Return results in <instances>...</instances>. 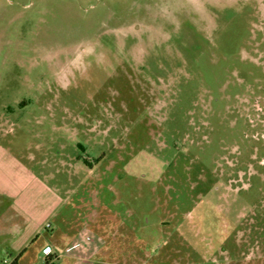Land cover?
Masks as SVG:
<instances>
[{"label":"rangeland","instance_id":"1","mask_svg":"<svg viewBox=\"0 0 264 264\" xmlns=\"http://www.w3.org/2000/svg\"><path fill=\"white\" fill-rule=\"evenodd\" d=\"M257 97L264 0H0V142L69 200L0 264H264Z\"/></svg>","mask_w":264,"mask_h":264},{"label":"crops","instance_id":"2","mask_svg":"<svg viewBox=\"0 0 264 264\" xmlns=\"http://www.w3.org/2000/svg\"><path fill=\"white\" fill-rule=\"evenodd\" d=\"M38 165L36 158L21 157L0 142V235L13 236L11 250L17 257L39 237L59 231L69 203L68 194L40 173ZM86 240L77 241L76 237L65 244L64 251L56 246L42 249L38 257L45 262L51 250L52 263L59 264L64 258L85 261L87 254H100L108 243L106 239ZM74 250L77 252L72 255Z\"/></svg>","mask_w":264,"mask_h":264},{"label":"flooded vegetation","instance_id":"3","mask_svg":"<svg viewBox=\"0 0 264 264\" xmlns=\"http://www.w3.org/2000/svg\"><path fill=\"white\" fill-rule=\"evenodd\" d=\"M260 105L262 107L261 112L257 110V106ZM251 107L252 108V113L250 114V120H252L253 127H254V133L252 136L254 137H260L261 139L264 138V97H257L253 98L251 100ZM264 157L259 161V164H262V160ZM264 165V164H263Z\"/></svg>","mask_w":264,"mask_h":264},{"label":"built area","instance_id":"4","mask_svg":"<svg viewBox=\"0 0 264 264\" xmlns=\"http://www.w3.org/2000/svg\"><path fill=\"white\" fill-rule=\"evenodd\" d=\"M257 110L259 111V113L261 112V109H262V107H260V105H258L257 106ZM250 122H252V120H250ZM255 137V136H254ZM263 140H264V138H263ZM262 164H264V159L262 160ZM51 254V250H48V252H47V255L49 256Z\"/></svg>","mask_w":264,"mask_h":264},{"label":"trees","instance_id":"5","mask_svg":"<svg viewBox=\"0 0 264 264\" xmlns=\"http://www.w3.org/2000/svg\"><path fill=\"white\" fill-rule=\"evenodd\" d=\"M51 261H52L51 257L48 256V257L45 259V264H55V263H52Z\"/></svg>","mask_w":264,"mask_h":264}]
</instances>
